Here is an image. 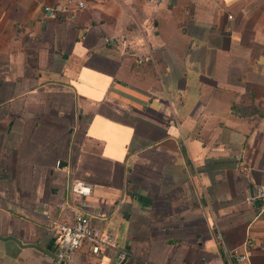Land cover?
Wrapping results in <instances>:
<instances>
[{"label": "crops", "instance_id": "0c3cea01", "mask_svg": "<svg viewBox=\"0 0 264 264\" xmlns=\"http://www.w3.org/2000/svg\"><path fill=\"white\" fill-rule=\"evenodd\" d=\"M83 1L0 0V264H264V0Z\"/></svg>", "mask_w": 264, "mask_h": 264}, {"label": "built area", "instance_id": "2783aa9c", "mask_svg": "<svg viewBox=\"0 0 264 264\" xmlns=\"http://www.w3.org/2000/svg\"><path fill=\"white\" fill-rule=\"evenodd\" d=\"M164 0H148L153 5H158ZM86 8V3L83 0H64V5L60 8L61 11L70 14L71 19H75L76 14ZM47 12H54L52 7H46ZM60 162L58 166L60 167ZM73 195L79 197H88L91 195L92 186L85 181L75 180L71 185ZM253 203L264 202V187L257 190L251 197ZM49 231L56 238V246L59 263L68 262L73 253L88 248L89 252L94 255H101L109 250H118L115 238L97 227L89 217L82 211L74 213L71 221L49 220ZM126 251H118V263L127 258ZM228 259L235 264H247L248 253L227 252Z\"/></svg>", "mask_w": 264, "mask_h": 264}, {"label": "water", "instance_id": "95a60500", "mask_svg": "<svg viewBox=\"0 0 264 264\" xmlns=\"http://www.w3.org/2000/svg\"><path fill=\"white\" fill-rule=\"evenodd\" d=\"M9 239L16 241L19 245L23 246L22 242L17 240L16 238L9 237ZM27 246H31V247L37 248V249L42 250L43 252L49 254L55 260L54 264H66L63 261L59 263V259H58V256L56 254H53V253H51V252H49V251H47V250H45V249H43V248H41V247H39L37 245H27Z\"/></svg>", "mask_w": 264, "mask_h": 264}, {"label": "trees", "instance_id": "16d2710c", "mask_svg": "<svg viewBox=\"0 0 264 264\" xmlns=\"http://www.w3.org/2000/svg\"><path fill=\"white\" fill-rule=\"evenodd\" d=\"M258 112L259 111L256 108H254L253 114H257Z\"/></svg>", "mask_w": 264, "mask_h": 264}]
</instances>
